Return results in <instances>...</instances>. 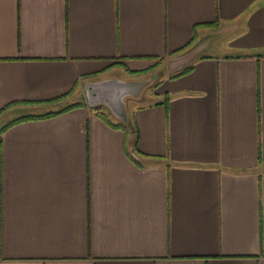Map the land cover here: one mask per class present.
I'll return each instance as SVG.
<instances>
[{"label": "crops", "instance_id": "crops-1", "mask_svg": "<svg viewBox=\"0 0 264 264\" xmlns=\"http://www.w3.org/2000/svg\"><path fill=\"white\" fill-rule=\"evenodd\" d=\"M77 102L0 134V264H264V0H0L1 124Z\"/></svg>", "mask_w": 264, "mask_h": 264}, {"label": "rangeland", "instance_id": "rangeland-1", "mask_svg": "<svg viewBox=\"0 0 264 264\" xmlns=\"http://www.w3.org/2000/svg\"><path fill=\"white\" fill-rule=\"evenodd\" d=\"M105 75L106 76H104V78L91 82L97 83L99 81L104 80L107 84L112 83L114 81H119L123 83L126 82L132 83V84H128L131 86L130 91L123 96L122 98L123 103L122 101H119L117 105L113 106L111 111L108 108L102 106V104L100 103H96L95 105H90L87 102L84 95V88H83L84 86H82V95L80 94V99L83 100L89 108H94L98 106V107H102L103 110H106L107 112L109 111V113L111 114V116H113L115 120L126 121V118H128V112L130 111L131 106L133 105L135 100H139L140 98H143L146 101H151L154 97V96L152 97L146 96V83L143 80L137 79L140 76L132 77L131 75L124 74L121 70V67H118L117 65L111 66L110 70ZM4 121L5 119H3V122Z\"/></svg>", "mask_w": 264, "mask_h": 264}, {"label": "trees", "instance_id": "trees-1", "mask_svg": "<svg viewBox=\"0 0 264 264\" xmlns=\"http://www.w3.org/2000/svg\"><path fill=\"white\" fill-rule=\"evenodd\" d=\"M190 69H191V67L183 68L179 72H177L174 75H172L171 77L174 78V77H178L180 75H183V74L189 72ZM54 101H56V100H54ZM167 101H168V97L165 96L162 101L156 102L155 105L162 104V105L166 106ZM82 105H83L82 102H77V103H74V104L67 105L64 108H62L60 110H56V111L48 110V111L28 112V113H25L23 115H20L18 117L13 118V119L7 121L4 124H1V121H0V134L3 133L7 128L11 127L12 125L18 124L20 122L29 121V120H36V119H45V118L60 114V113H62L64 111L73 109L75 107H80ZM94 110L96 111V114L106 124H108L111 128L122 130L125 135L128 134V130H127L126 127L129 124L133 125L132 114L130 115V118H128V119L126 118V121H119V120L113 121L112 119H110L109 113L107 111H104L100 107H94ZM137 139H138V135H137V132L135 130L134 137H133V140H132V143H131V149L135 153H138L137 149H136Z\"/></svg>", "mask_w": 264, "mask_h": 264}, {"label": "water", "instance_id": "water-1", "mask_svg": "<svg viewBox=\"0 0 264 264\" xmlns=\"http://www.w3.org/2000/svg\"><path fill=\"white\" fill-rule=\"evenodd\" d=\"M114 83L124 84L128 88L131 87L128 84H132L128 82L123 83L119 81H114L112 83L107 84L104 80L99 81L97 83L87 82L83 85L84 95H85L87 102L90 105H95L96 103H100L102 104V106L108 108L111 111L113 106L117 105L119 101H122L123 96L128 93L126 92L121 95V91L114 85Z\"/></svg>", "mask_w": 264, "mask_h": 264}, {"label": "bare ground", "instance_id": "bare-ground-1", "mask_svg": "<svg viewBox=\"0 0 264 264\" xmlns=\"http://www.w3.org/2000/svg\"><path fill=\"white\" fill-rule=\"evenodd\" d=\"M114 85L121 91V95L129 92L130 87L128 88L126 85L121 83H114Z\"/></svg>", "mask_w": 264, "mask_h": 264}]
</instances>
